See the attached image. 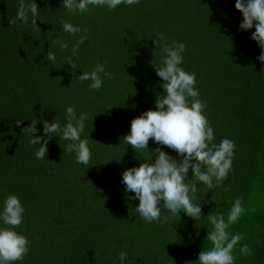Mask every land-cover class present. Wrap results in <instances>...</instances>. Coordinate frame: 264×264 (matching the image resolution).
I'll return each mask as SVG.
<instances>
[{"label": "trees", "instance_id": "16d2710c", "mask_svg": "<svg viewBox=\"0 0 264 264\" xmlns=\"http://www.w3.org/2000/svg\"><path fill=\"white\" fill-rule=\"evenodd\" d=\"M35 2L39 29L16 19L20 0H0V206L9 194L20 198L26 211L16 231L30 241V251L14 264H120L121 251L128 253L127 264H198V253L212 247L207 215L226 217L237 197L245 212L228 229L243 235L233 250L235 264H264V62L250 39L255 29L239 30L235 0H140L84 13H69L62 0ZM64 22L87 32L69 34ZM81 35L86 39L72 69L64 58ZM57 38L69 47L54 44ZM173 41L186 46L181 67L195 73L214 142L229 138L236 148L220 186L197 182L193 202H201V219L181 214L180 220L165 210L159 223H148L121 184L122 171L139 166L148 153L123 137L131 120L154 109L164 94L155 67L161 47ZM98 62H106L112 79L97 91L78 76ZM68 106L89 114L82 134L90 138L87 166L76 162L75 152L63 151L69 142L59 133L49 140L46 159H37L40 145L21 131L34 120L40 129L34 135H43L45 120L66 123ZM156 147L150 139L149 149ZM243 243L250 255L241 253Z\"/></svg>", "mask_w": 264, "mask_h": 264}, {"label": "clouds", "instance_id": "9594fccd", "mask_svg": "<svg viewBox=\"0 0 264 264\" xmlns=\"http://www.w3.org/2000/svg\"><path fill=\"white\" fill-rule=\"evenodd\" d=\"M139 2L140 0H62L69 13H84L90 6H107L109 10H113L121 4L135 5ZM234 7L242 14L239 30L255 29L251 32L250 39L257 42L261 49L258 59L264 62V0H235ZM38 17L39 8L35 0L27 3L20 0L16 19L24 23L31 21L39 29L36 26ZM11 23H15V20ZM62 27L65 32L73 35L87 32V29H81L70 22H64ZM157 36L160 40L165 39L162 33H157ZM85 39L86 36L81 35L72 45L71 55L64 58L72 69L77 68L73 57L78 56L79 47ZM52 42L59 44L61 49L69 47L68 42L59 38ZM185 50V44L179 41L165 43L161 47V66L155 67V71L162 80L164 94L156 98L154 109L143 111L131 120L129 132L123 137L125 143L133 149H144L148 153L139 166L127 168L121 173L124 192L133 194L128 196L129 200L139 201L136 211L148 223H159L165 210L178 216L180 220L181 214L195 220L201 219V202H193L198 190L197 182L213 189L222 184L232 169L235 141L224 138L219 144L214 142V129L203 115L206 105L198 98L195 73L181 67ZM48 60L56 61L54 52H48ZM105 63L98 62L91 71L82 72L78 78L81 81H91L90 89L100 90L105 79H112V73L106 69ZM65 119L66 123L63 124L54 119L52 122L43 121V135H34L40 131L36 127V120L21 131L29 135L32 145H40L35 152L37 159H46L48 142L56 136L54 134L59 133L62 139L69 142L63 151L75 152L76 162L87 166L92 158L90 138L88 134L82 138V134L89 114L78 113L75 106H68ZM92 120L93 116L91 122ZM21 123L22 120L16 121L17 125ZM150 139L158 147L150 150ZM160 146L173 149L178 158ZM25 211L22 201L15 194L6 196L0 206V264L22 261L30 251L28 238L16 231L24 220ZM244 212L243 198L237 197L226 217L223 213L207 215L212 225L207 239L212 247L198 253V264H235L233 250L243 240V235L232 234L228 229ZM240 251L244 255H250L252 250L247 243H243ZM127 258L128 253L121 251L120 264H127Z\"/></svg>", "mask_w": 264, "mask_h": 264}]
</instances>
